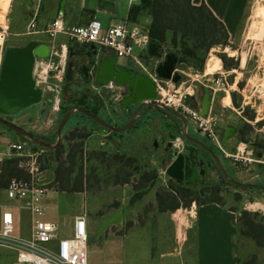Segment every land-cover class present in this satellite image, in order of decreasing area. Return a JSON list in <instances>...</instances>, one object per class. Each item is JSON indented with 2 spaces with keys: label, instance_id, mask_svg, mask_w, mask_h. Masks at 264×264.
<instances>
[{
  "label": "rangeland",
  "instance_id": "1",
  "mask_svg": "<svg viewBox=\"0 0 264 264\" xmlns=\"http://www.w3.org/2000/svg\"><path fill=\"white\" fill-rule=\"evenodd\" d=\"M61 1L0 0V24L9 22L10 26L6 42L7 48L22 47L33 41L35 31H29L30 23L36 19V23L43 27L49 19L57 16L55 12L60 7ZM52 3H55V11L51 8ZM69 3L72 5L70 6L73 18L71 23L83 25L95 18L93 11L82 8V0H70ZM144 19H141L142 24H145ZM61 37L65 39V42L62 43L63 45L59 44L54 50L57 52V56H61L65 53L64 46H67V71L68 63L71 61L70 52H76L80 47L78 43L68 41L66 35ZM163 50L168 53L179 51L170 44L163 45ZM142 59L147 70L141 66L134 67L139 73L151 78L156 61L147 59L143 55ZM200 60H203L201 68H197L192 58L180 54L176 72L179 73L181 69H189L228 75L229 87L225 89L226 91L216 94L213 113L220 117L217 129L222 137L225 133L221 131L224 125L228 124L236 131L233 136L229 137L228 141L220 143V145L213 142L208 136L204 135V137L210 140L211 146L216 150L218 159L229 177L246 185L264 186V157H257V152L264 150V0H253L244 21L243 35L238 41L225 46L213 47L206 55L198 59V64ZM183 78L185 76H182L181 79ZM58 91L60 97L55 99L53 92L45 89L41 102L25 108L19 112L20 115L10 116V120L37 138L55 144L58 140V127L65 116V109H71L75 106L72 103L75 98L88 95L90 104H92V100H97L105 112V114L99 113L102 118L109 114L126 111L120 106V102L112 101L109 92H103L100 95L92 88V85L85 86L77 82H68L66 72L64 80L58 85ZM76 112L78 111H74V113ZM89 123V126L80 123L79 129L73 134L72 127L74 126L67 124L64 126L59 145L64 148L65 153L58 158L54 168L45 170L44 179L41 180L48 189H56L57 187L52 185L55 169L60 162L66 160V155L70 151H78L76 173L79 172L80 165L84 169L89 157H96V159L92 158L93 163L89 164V174L87 175L89 185L85 187L88 191L83 193L72 191L59 195L61 205L66 210V213H62L57 219L62 233L69 232L75 216L86 209L97 207L100 215L106 214V221L105 227H101L99 233L94 234V240H97L98 237L107 239L122 237L125 239L123 248L129 252L139 246L135 243L136 238L151 237L153 251L159 253L164 250L165 245L162 243L171 235L170 223H178V220L185 215L187 207H192V205H197L206 200H216L236 209L239 211V216L243 210L258 213L257 219H262L264 223V190L259 188L245 190L219 179L204 180L198 184L188 185L196 193L194 196L181 198L178 201L180 205L176 209L161 211L156 193L160 189H170L176 181L167 175L166 170L159 173V178L155 179L157 177L156 164L154 163L156 155L154 156L153 153L156 149L152 143L145 148L142 146L127 147L126 153L129 159H136L138 162L131 165L127 170L120 167L114 168L117 170L116 172L122 170L120 172L122 177L125 175L128 179L127 182L132 183L134 188L114 189L112 186L113 179L110 178L115 171L109 169L108 162L112 158L113 160L117 158L123 160V157L119 158L117 153L108 146H100L101 151L95 150L97 144H93L92 139L94 138H90V134L95 129L100 128L92 122ZM183 140L185 145L186 141ZM91 141L93 146L88 152L86 148L90 147L88 143ZM104 147L107 150H103ZM183 149L184 147H180L172 151L178 153L179 150L183 151ZM145 172L146 175L151 174L155 180L149 187L147 186L146 190H142ZM57 201L55 200L48 209L50 218H54L57 214ZM175 203L177 202L170 199L165 201L169 208ZM122 204L125 208L120 213L118 208ZM136 204L137 206L142 205V207L134 209ZM113 210L117 211L113 212ZM127 212L135 215V219L127 220L120 225L121 216ZM247 230L242 224H238L239 264H264V246H259L254 237L246 234ZM258 237L260 241H264L262 232L258 233ZM93 244L91 242L89 244L90 251L94 247ZM178 250L180 251V248ZM180 259L178 256L176 264H181Z\"/></svg>",
  "mask_w": 264,
  "mask_h": 264
},
{
  "label": "crops",
  "instance_id": "2",
  "mask_svg": "<svg viewBox=\"0 0 264 264\" xmlns=\"http://www.w3.org/2000/svg\"><path fill=\"white\" fill-rule=\"evenodd\" d=\"M69 2L70 0H66L63 14L60 12V7L57 8V12H55L57 16H55V18L61 15L68 25L82 26L71 23L73 18L70 12V6L72 5H70ZM104 2H109L113 6L104 8L102 6ZM252 2L253 0H193V4L195 5L205 3L215 16L225 24L229 33V43L236 42L242 37L244 21ZM139 3L140 2L130 3V0H82V8L93 11L95 13V18L100 20L104 27L121 23H141L142 18H145V24L150 26L151 18L149 16L142 15L137 21H131L129 19L131 7ZM51 8L55 11V3H52ZM55 18L49 19L48 23H45L43 27L39 23L37 24V28L33 33L35 35L33 41L51 45V39L45 30L48 24ZM62 35L64 34L59 35V44L65 42V39L61 37ZM78 46L81 48L85 45L79 44ZM105 51L106 55L116 57L117 65L136 70L134 66L138 65L133 60L117 57L113 52L107 49ZM200 92L195 97V100L199 103L203 97L204 90ZM215 97L216 96L212 95V109L214 108ZM195 100H193V103ZM101 112L105 114L103 109ZM133 112L134 110L129 109L125 112L106 115L105 117L107 118L104 117V119L115 127H122L131 120ZM139 114L140 116L135 124L126 131L113 133L95 129L92 134H90V138H94L92 139L94 141L93 144H97L95 150L101 151L102 149L100 146H108L117 153L116 155H118L119 158L123 157V160H119L118 158L113 160L112 158L109 162L107 161L110 166L109 169L115 171L110 178L113 179L112 186H114V189L119 188V190H126L127 187L134 188L132 183L127 182L128 179L125 175L122 177L120 173L122 171L121 169L119 172L115 170L117 167L127 170L131 165L138 162L136 159H129L126 153L127 147L142 146L145 148L148 144L152 143L156 149L153 154L154 156L156 155L154 163L156 164L157 177L155 179H158L159 173L165 171L172 161V158L168 157L170 155V151H167V148H169L168 143L172 142V150H175V148L178 147V139L183 138V134L185 133L182 119L166 112L163 108L150 109V107L144 106L141 108ZM17 115L20 114L18 113ZM71 117L73 118V122L71 123L72 126L76 123H82L85 126L90 125L89 121L78 118L74 112L70 118ZM188 134L191 137L204 136L189 122ZM23 141L29 140L22 138L11 130L0 128V163L5 159L14 157V152L10 148V144ZM88 144L90 147H87L86 151L89 152L91 151V146H93L92 141ZM103 150H107V148ZM92 158L96 159V157H89L86 161V166L82 170L84 181L81 193L88 191L85 187L89 185V177H87V175L89 174V164L92 162ZM143 175L144 187L141 189L146 190L147 186L149 187L155 179H153L151 174L146 175V172ZM204 180H216V177L212 175L206 177ZM66 193L69 192H61L57 190V188L48 189V192L42 198V203L45 208L44 218L46 220L59 224L57 219L62 213H66L65 208L61 205L59 200V195ZM55 200H58L57 214L54 218H50L48 209L54 204ZM141 207L142 205L137 206L136 204L134 209ZM123 208H125L123 204L118 208L120 213ZM116 211L117 210H113V212ZM6 212L12 214L13 235L20 238H29L31 233V217L24 207L23 201L8 197L7 190L0 189V232L2 229L3 214ZM81 214L86 215L88 227L87 250L89 264H176L178 256L181 258V264H239L237 238L239 211L225 204L209 202L187 207L185 209V215L182 219L178 220V223H170L171 235L162 243L165 245L164 250L159 253H154L151 237L136 238L135 243L139 244V246H136L129 252L125 251L123 248L125 239L122 237H114L111 239L98 237L97 240H94V234H98L99 229L105 227L106 214L100 215L97 207L86 209ZM134 219L135 215L127 212L121 216L120 225L124 224L127 220ZM90 242L91 244L94 243V247L91 251L89 250ZM179 248L180 251L178 250ZM0 264H18L16 260V251L10 247L0 245Z\"/></svg>",
  "mask_w": 264,
  "mask_h": 264
},
{
  "label": "built area",
  "instance_id": "3",
  "mask_svg": "<svg viewBox=\"0 0 264 264\" xmlns=\"http://www.w3.org/2000/svg\"><path fill=\"white\" fill-rule=\"evenodd\" d=\"M140 1L130 0V3ZM36 28V19H33L29 25V31H35ZM45 31L52 41L51 53L48 58H36L33 70L36 87L43 92L48 89L53 92L55 99L60 97L58 85L65 78L67 64V46H64L65 53L61 56H57L54 50L59 45L60 34L66 35L70 42L85 46L93 44L99 50H110L117 57L129 58L146 69L143 65V55L147 59L156 61L153 74L150 75L157 86V95L153 100L143 101L140 104L144 107L154 103L156 108H171L183 115L201 134L208 136L218 145L223 143L222 135L217 129L219 115L213 113L212 108L207 115H201L192 108V103L205 87L210 88L213 96L226 91L225 89L229 87L228 75L181 69L179 74L181 78L182 76L185 78L179 82L159 78L155 69L160 60L148 55L149 26L142 23H121L104 27L100 20L93 18L86 25L70 26L59 15L48 24ZM9 32V22L0 24V70L7 49ZM163 52L168 53L164 50ZM92 88L100 95L103 92H109L113 102H120L125 91L124 87L117 85L114 81L106 82L101 86L92 84ZM137 108L138 106L134 109L132 118L139 116L140 110L137 111ZM228 127V124L224 125L221 131L225 132ZM177 146V148L184 147L183 138L178 139ZM10 148L14 152V157L17 158L18 167L25 171L29 178L12 179L6 190L8 197L23 201L31 217V233L29 238L15 237L12 214L6 212L3 214L0 245L16 251L18 264H89L86 215L75 216L67 233L61 232L58 223L44 218L45 208L42 198L48 192V188L41 180L44 179L45 170L54 168L56 163L52 149L29 141L12 143Z\"/></svg>",
  "mask_w": 264,
  "mask_h": 264
},
{
  "label": "water",
  "instance_id": "4",
  "mask_svg": "<svg viewBox=\"0 0 264 264\" xmlns=\"http://www.w3.org/2000/svg\"><path fill=\"white\" fill-rule=\"evenodd\" d=\"M66 0L61 1L60 12L64 13ZM105 7H112L109 2H104L102 5ZM89 51H92V56H88L85 61H81L79 54L70 52L71 61L68 63L66 71V80L71 82L75 75H82L85 81L90 78L93 79L91 70L94 72V85L101 86L106 82L114 81L117 85L125 88L126 93L122 95L120 100V106L126 108L129 105L137 106V111L141 110L143 101L153 100L157 95V86L154 81L133 69H127L123 66L116 64V57L106 55L105 50H99L95 45L91 44L87 46ZM51 53V45L46 43H38L37 41H30L22 47H9L6 49L2 67L0 70V113L7 116L17 115L19 112L28 108L36 103L41 102L43 98V91L36 87V83L33 76V70L36 58H48ZM148 55L152 58L159 59V63L155 69L156 75L164 80H173L179 82L181 75L176 72V66L178 63V56L174 52L164 54L163 46L155 43H150L148 47ZM74 57V58H73ZM204 94L201 102L195 100L192 103V108L198 111L201 115H207L210 112L212 104L211 90L205 87ZM140 104V105H139ZM148 107L154 109L155 104L149 103ZM165 111L182 119L184 123L185 133L183 139L186 143L183 151H172L173 143L169 142L167 151H170L172 158L171 163L166 168L167 175L180 184L194 185L204 181L206 177L212 176L213 167L204 158L199 156V153L195 146H186L187 142L200 145L207 150L214 158L219 167L223 177L230 183L242 188H259L264 190V186L258 184H243L236 180L230 179L228 174L222 167L218 157L214 152L200 141L191 137L188 134V121L179 112L164 107ZM74 111H78L98 125L103 127L106 131L113 133H120L131 128L138 117L134 116L131 120L122 127H115L107 122L100 115L94 114L78 105L69 109L63 117L58 127V140L55 144L45 142L29 131L18 126L12 121L4 120L0 118V124L17 133L18 135L28 139L34 144H38L48 149H55L58 147L62 130L67 124L70 116ZM233 127H228L222 137V142L225 143L230 136L235 134ZM187 151L185 153L184 151ZM262 153H257V157L261 158Z\"/></svg>",
  "mask_w": 264,
  "mask_h": 264
},
{
  "label": "trees",
  "instance_id": "5",
  "mask_svg": "<svg viewBox=\"0 0 264 264\" xmlns=\"http://www.w3.org/2000/svg\"><path fill=\"white\" fill-rule=\"evenodd\" d=\"M142 15L151 18L149 26L150 43L162 46L170 44L172 47L179 49L178 52H175L177 56L182 54L192 58L197 68H201L203 62V60H200L198 64V59L206 55L213 47L229 44V33L225 24L215 16L205 3L195 5L193 0H141L139 4L131 7L129 19L137 21ZM91 102L92 104L89 103L88 95H85L84 97L75 98L72 103L99 115L102 107L97 100H92ZM69 109H65V114ZM76 116L92 122L100 129L105 130L80 112H76ZM72 122L73 118L71 117L67 125H71ZM78 125L79 123H76L74 125L75 128L72 127V134L79 129ZM51 152L57 161L58 158L63 156L65 150L59 145ZM77 158L78 151H70L66 155V160L58 164L52 182V185H55L57 190L61 192H79L82 190L84 181L82 175L83 167L80 165L78 168L79 172L76 173L78 167ZM15 178L28 179L29 175L18 167L16 157L5 159L0 163V189H7L12 179ZM195 194L188 185L176 182L171 185L170 189L158 190L156 196L160 210L166 211L178 208L180 205L178 201L181 198L194 196ZM168 199L177 203L169 208L165 204ZM209 202L219 203L216 200H206L198 204ZM188 203L190 204L191 202ZM258 216V213H250L243 210L239 216V223L248 229L245 233L254 237L259 246H264V241H260L258 237L259 232L264 234V223L262 219H257Z\"/></svg>",
  "mask_w": 264,
  "mask_h": 264
},
{
  "label": "flooded vegetation",
  "instance_id": "6",
  "mask_svg": "<svg viewBox=\"0 0 264 264\" xmlns=\"http://www.w3.org/2000/svg\"><path fill=\"white\" fill-rule=\"evenodd\" d=\"M87 46H88V45H87ZM87 46H83V47H81V48H80L78 51H76V52H74V51H71V52H73L74 54H79V55L81 56V61H85V60L88 58V56H92V51H89V50L87 49ZM73 58H74V57H73ZM133 70H134V69H133ZM135 71H136V70H135ZM90 73L93 75V79H92V80H90V78H89V79H87V81H85L84 76H82V75H75L74 78H73V80H72L70 83H75V82H77V83L82 84V85H85V86H91L92 84H94V72L91 70ZM125 93H126V90L124 91L123 94H125ZM137 106H138V105H137ZM135 108H136V106H134V105H129V106H127L125 109L128 111L129 109H130V110H134ZM0 118H2V119H4V120L11 121V120H10V116H7V115L1 114V113H0ZM0 128H6V127L3 126L2 124H0ZM194 138L197 139L198 141H200L202 144L206 145V146H207L209 149H211V150L214 152V154L218 157L216 150L211 146V144H210V142H209L210 140H209L207 137H204V136H203V137H194ZM186 146H195V147H196V149H197V151H198V153H199V156L202 157V158H204V159H205L207 162H209L210 165L213 167L212 175H215L216 180L219 179V180H223V181H226V182L230 183L228 180H226V179L223 177V175H222V173H221L219 167L217 166L216 161L214 160L213 156H212L207 150H205V149H204L203 147H201L200 145H197V144H194V143H190V142H187ZM184 152L187 153L186 150H185ZM257 153H262V154H263L262 157H264V150H263L262 152H257ZM228 177H229V175H228ZM229 178L232 179L231 177H229ZM183 184H184V183H183ZM230 184H232V183H230Z\"/></svg>",
  "mask_w": 264,
  "mask_h": 264
},
{
  "label": "bare ground",
  "instance_id": "7",
  "mask_svg": "<svg viewBox=\"0 0 264 264\" xmlns=\"http://www.w3.org/2000/svg\"><path fill=\"white\" fill-rule=\"evenodd\" d=\"M5 8H6V6H5ZM262 23V22H261ZM55 54L57 55V52H55ZM213 61V60H212ZM211 67H212V65H210ZM227 95H228V93H226Z\"/></svg>",
  "mask_w": 264,
  "mask_h": 264
}]
</instances>
